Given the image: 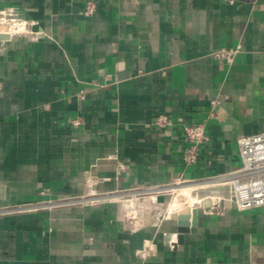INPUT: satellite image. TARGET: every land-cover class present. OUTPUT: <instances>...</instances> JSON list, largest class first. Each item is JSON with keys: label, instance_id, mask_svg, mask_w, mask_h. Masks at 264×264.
Listing matches in <instances>:
<instances>
[{"label": "crops", "instance_id": "crops-1", "mask_svg": "<svg viewBox=\"0 0 264 264\" xmlns=\"http://www.w3.org/2000/svg\"><path fill=\"white\" fill-rule=\"evenodd\" d=\"M0 23V264H264V205L226 178L264 131V0H0ZM181 179L214 200L179 240Z\"/></svg>", "mask_w": 264, "mask_h": 264}, {"label": "built area", "instance_id": "built-area-1", "mask_svg": "<svg viewBox=\"0 0 264 264\" xmlns=\"http://www.w3.org/2000/svg\"><path fill=\"white\" fill-rule=\"evenodd\" d=\"M232 2L242 0H230ZM95 4L89 3L87 11L93 12ZM237 49L222 48L216 55L232 61ZM159 127L173 124L168 114H162L156 121ZM185 135L189 142L184 150L183 161L187 165L195 164L200 157V147L208 139L203 123H190L185 125ZM241 166L226 175L233 188L231 201L241 209L253 208L264 205V131L242 136L239 139ZM189 181L181 179L177 184H187ZM171 186L172 187L174 186ZM64 201H41L39 205L54 206Z\"/></svg>", "mask_w": 264, "mask_h": 264}, {"label": "water", "instance_id": "water-1", "mask_svg": "<svg viewBox=\"0 0 264 264\" xmlns=\"http://www.w3.org/2000/svg\"><path fill=\"white\" fill-rule=\"evenodd\" d=\"M0 29H4L5 32L0 33V41L5 40V39H9L11 38V33H9V29H11V24L10 23H0ZM214 198L212 197H207L203 200H199L198 202H196L195 204H193V211L194 213L197 212V208L201 205L204 204H209L211 201H213ZM188 211V207L182 209L181 213L178 214V216H180L179 218V240H182V238L184 237L185 233L189 230V226L191 225L185 218V212ZM174 216L176 217L177 214H174Z\"/></svg>", "mask_w": 264, "mask_h": 264}, {"label": "bare ground", "instance_id": "bare-ground-1", "mask_svg": "<svg viewBox=\"0 0 264 264\" xmlns=\"http://www.w3.org/2000/svg\"><path fill=\"white\" fill-rule=\"evenodd\" d=\"M14 29V28H13ZM18 30H20V28L18 29ZM201 185V184H200ZM194 186H195V184H188V185H186V184H184V185H181V186H175V187H172V190L173 191H176V192H178L181 196H184L185 197V195H187V197H193V194H194V189H196V188H194ZM198 186V185H197ZM180 197V196H179ZM178 198V197H177ZM99 199V198H98ZM199 198H192V199H190L189 200V202H190V204H187L186 206H185V202H184V200L182 199V201L180 200V202H176L175 204L176 205H180V207H178V208H181V209H184V208H186V207H190L191 206V204L194 202V201H197ZM201 200V199H200ZM199 201V200H198ZM184 202V203H183ZM174 203V202H173ZM181 203V204H180ZM193 205V204H192ZM190 208H192V207H190Z\"/></svg>", "mask_w": 264, "mask_h": 264}, {"label": "rangeland", "instance_id": "rangeland-1", "mask_svg": "<svg viewBox=\"0 0 264 264\" xmlns=\"http://www.w3.org/2000/svg\"><path fill=\"white\" fill-rule=\"evenodd\" d=\"M191 182H189V183H187L186 185H188V184H190ZM181 185H183V184H177V185H174L173 187H175V186H181ZM173 193V192H172ZM175 196L174 197V199H173V202H172V204H171V207L173 208V205H175V203L176 202H180V200L182 201V197H184V196H181L178 192H176V191H174V194H171L170 196ZM180 196V197H179ZM178 197V198H177ZM192 198H199L198 200H203V199H205V198H207V196H203V197H198L196 194H195V192H194V194H193V197H187V195H185V199H187V201L189 202V200L190 199H192ZM198 200L197 201H194L192 204H195L196 202H198ZM184 202H186V201H184ZM191 204V206L193 207V205ZM178 208V207H177Z\"/></svg>", "mask_w": 264, "mask_h": 264}]
</instances>
